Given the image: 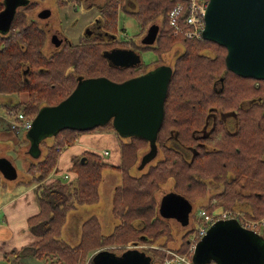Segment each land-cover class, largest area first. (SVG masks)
Returning a JSON list of instances; mask_svg holds the SVG:
<instances>
[{
	"label": "trees",
	"instance_id": "obj_1",
	"mask_svg": "<svg viewBox=\"0 0 264 264\" xmlns=\"http://www.w3.org/2000/svg\"><path fill=\"white\" fill-rule=\"evenodd\" d=\"M1 1L0 11L3 8ZM189 1L106 0L101 10V24L106 31L117 33L120 13L132 17L138 24L139 31L135 37L157 21L161 30L155 47H139L135 39L130 40L132 43L129 45L141 52L152 50L159 60L170 52L175 55L173 75L165 98L164 120L156 138L159 158L148 164L147 172L127 180L129 164L135 163L143 152L140 145L148 142L135 136L120 137L108 122L100 127L111 129L119 139L118 164H108L97 155L83 152L68 168L74 176L64 182L49 176L58 161L57 149L72 145L75 138L64 136V130L50 136V144L43 143L44 153L40 159H29L24 170L28 180L22 183L25 187L35 186L39 204V212L26 222L34 241L19 250H12L5 259L34 257L48 259L49 264H93V257L99 252L115 255L119 252L121 255L125 251L136 250L150 264H163L166 254L162 249H170L168 240L163 238L166 228L156 226L158 218L154 213L157 212L156 194L167 183H171L169 191L192 204L205 200L199 207L208 215L232 209L243 212L250 219L264 218V81L242 79L228 71L225 66L226 49L222 46L206 40L198 41L202 45H197L195 40L173 36L167 22L169 13L176 5L185 7ZM10 28L6 34L0 33V97L27 94L28 99L22 104L17 101L3 107L32 120L42 108L61 103L72 92L76 86L73 74L85 71L93 55L84 51H60L45 56L44 31L21 12L16 14ZM177 47L182 50H176ZM142 65L139 64V68ZM23 72H26L25 76ZM211 111L234 112L238 129L231 134L221 126H213L209 129L210 135L202 140L212 148L211 151L201 150L194 155L187 146L201 140L192 138L193 131L205 126ZM85 133L88 132H76V135ZM28 143L27 139L26 155ZM124 145L129 147L125 149ZM90 157L96 158L95 170L110 168L124 175L122 186H117L114 193L124 191L127 198L126 204L122 205L124 198L120 195L119 206L113 205L114 217L120 219L113 231L99 236L96 247L83 250L79 244L66 245L61 234L69 213L78 206L98 201L99 184L82 169ZM82 158H85L84 163ZM211 176H216L219 184L214 188L208 181ZM211 188L214 189L212 193ZM243 196L252 198L253 202L245 201ZM140 216L149 217L148 224L136 219ZM193 228L183 233L186 241ZM262 230L264 237V227ZM133 246L136 247L127 248Z\"/></svg>",
	"mask_w": 264,
	"mask_h": 264
},
{
	"label": "water",
	"instance_id": "obj_2",
	"mask_svg": "<svg viewBox=\"0 0 264 264\" xmlns=\"http://www.w3.org/2000/svg\"><path fill=\"white\" fill-rule=\"evenodd\" d=\"M2 2L0 33L6 34L18 8L27 2ZM205 7L202 39L226 49L228 71L242 79L264 81V0H208ZM42 17L45 19V15ZM159 30L157 23L148 26L141 44L153 46ZM122 56L124 53L119 55ZM115 63L125 65L124 61ZM172 73L171 66L161 65L149 74L123 82L106 77L80 79L61 103L42 108L34 117L26 135L28 157L40 158L43 136H56L61 130L88 132L111 122L120 137L135 136L149 143L138 165V170H143L158 155L156 138L164 120ZM15 170L9 159L0 157V173L5 180H15ZM158 205L160 218L175 219L182 227L188 225L192 204L186 198L168 193ZM192 255L195 264H264V237L240 227L236 221H219L208 228ZM119 256L99 252L93 257V264H150L136 250Z\"/></svg>",
	"mask_w": 264,
	"mask_h": 264
},
{
	"label": "rangeland",
	"instance_id": "obj_3",
	"mask_svg": "<svg viewBox=\"0 0 264 264\" xmlns=\"http://www.w3.org/2000/svg\"><path fill=\"white\" fill-rule=\"evenodd\" d=\"M154 23H157L159 25V22L157 21L151 24H154ZM117 24H118V30L119 28L123 27L126 31V36L129 37L131 40L135 39L137 41L138 37H135L134 35L138 34L139 26L137 23H135V20L132 17L125 16L120 13L118 16ZM151 24H149L148 26H150ZM148 26L146 27V29L148 28ZM146 29L144 30V32H146ZM170 30L172 33L171 28ZM144 32L140 34L139 37L143 35ZM165 41L166 43L168 42L167 39H165ZM194 43H196L197 45H202V43L198 41H194ZM179 48L181 49V47H177L176 50H179ZM89 54L93 55V58L87 63L88 67L92 69L91 71H89L92 77L93 76L104 77L100 75H105V76H108L110 80L114 82H120L122 80H129L131 79L132 76H134L130 73H127L125 69L121 70L119 77L114 76L118 74L117 72H113L109 70H107V73L105 74L106 71L105 72L102 71L103 66L97 64L100 61L98 58V55L93 52H90ZM140 58H141L140 62L143 63L144 65L143 68H145V66L147 67L151 66L153 62H155V60L158 59V56L152 50H148V51L141 53ZM173 60H175V55L173 54V52H170L169 54L161 58V60L159 61L162 64L169 65L172 67L174 63ZM2 98L4 101L1 102L0 105L4 103H8L9 100L11 99L17 100L16 95L3 96ZM6 113H7V110L1 107L0 108V157H6L12 162V164L16 168L15 171H17V178L13 181H7L2 177L0 173V206L8 202L9 200L13 199L14 196L18 195L20 192L25 191L26 190L25 186L22 183L28 180V176L24 170H25L26 165L29 162V158L26 155L23 156L24 150L26 148L27 138L21 137V135H24L25 132L20 131L18 134H16L14 132L9 131L8 121H9V118L11 117L8 116ZM14 134H16V136ZM63 135L73 136L75 138V142H73L74 145L72 144V146L69 145L70 147L68 146V148L64 147L63 149H61L62 152L61 154L59 153L58 155L59 156L58 160L60 161L59 169L62 170L60 171L62 172V174L69 172V169H68L70 167L69 165H71L77 158L80 157L79 155L82 154V153L77 154L82 149V147L86 148L91 153H95L96 155L100 156V158L108 164H115V165L118 164V161H119L118 153L119 152H117V149L119 151V146H118L119 139L115 136L114 132L111 129L104 128V127L94 128V130H90L88 131V133L84 134V136H86L84 140H81L79 138L83 134L78 136L76 135V131H72V130H64ZM6 139L8 140V143L6 142ZM15 140L21 141L20 145L21 146L23 145V147L18 148V145L9 147V144ZM50 142H51L50 137L48 136L42 137L41 143H40L41 156L44 153L43 143L50 144ZM6 146H8V148ZM127 147H129V145L128 146L124 145L125 149ZM140 147H143L142 153L144 154V152L148 150V143H144L143 145H140ZM99 149H102V150L96 151ZM102 151H107L108 156L104 157L103 155H100ZM142 153L139 154L135 163L129 164L130 170H129L128 176H126L129 179L127 180H130V178H132L133 176H138L139 174L145 173L149 170L150 168L149 165H146L143 170H138V165L143 156ZM157 158H159V154ZM95 159H96L95 157H90L87 163L82 165V169H84L87 173L90 174L91 178L94 179L93 181L99 184L97 187V190H98L97 194L99 196L98 201L90 205L78 206L76 207L77 209L74 212L69 213L65 220L63 233L61 234L62 235L61 238L66 243V245H69L72 247V246L79 244L81 247H83V250H85L87 247L91 249L93 247H96V245H98V242H99V236L105 235V234L108 235L110 234L111 231H113L114 227L120 222V219H117L114 217L113 205L115 207L119 206L118 198L120 195L123 196L124 198L122 205L124 204L127 198V195H126L127 193H124V191L120 192L121 190H119L116 194L114 193L115 188H117V186L120 187L121 182H123L121 179L124 177V175L121 172H118L117 170H113L110 168H106L100 171L95 170L93 168ZM73 176L74 175L71 174V177ZM170 188H171V183H167L163 185L162 189L159 190L158 193L156 194V202L160 200L161 196H163L167 192H170L169 191ZM213 191L214 189L211 188L210 193H212ZM25 198H27V196H24L22 200L24 201ZM243 199H245V201H251L252 198H245V196H243ZM14 201L15 200H13V202ZM203 202H205V200ZM203 202H200V203L204 204ZM200 203L192 204L193 212L191 214L190 223L194 221V219H192V215L193 214L196 215L198 210L201 208L199 207V205H201ZM262 204H264V202ZM15 205L16 203H13L9 205L8 208L10 209L11 207H14ZM254 207H259V205H255ZM31 208H32L31 205L26 206V210L29 213L33 211ZM5 213L6 211H0V226H2V228L0 229V240L2 241V243H5L6 241H9L12 238L11 231L6 229L7 225L1 224V219L5 215ZM154 214H155V217L158 218L156 226L157 227L162 226L166 228L164 229L165 232H164L163 238L165 240H168L167 247H169L170 250H175L179 255H183V254L185 255L186 249H187V243H186V239L182 237V235L186 229L193 228L192 227L193 224L192 226H187V228H183L178 223H175L172 220H165L163 218H160L158 212ZM128 215L130 216V214ZM136 219L140 221L144 220L146 221V224H148L147 221L149 217L140 216V217H137ZM23 221H26V217L22 216L17 220L16 223L18 224L17 226H15V228L19 229V223L21 224V222ZM23 224L25 223L23 222ZM259 231H260V234H262L263 230H259ZM21 237L22 236H20V241H21ZM22 241H25V239H23ZM127 248H134V246L127 247ZM9 249H11V247H9ZM116 255H119V252H117ZM3 256H7V254L6 255L4 254ZM13 259H7L1 263L2 264H49L50 262L48 261V259H43L41 261H38L34 257H24V258H21L20 261H17V262L12 261Z\"/></svg>",
	"mask_w": 264,
	"mask_h": 264
},
{
	"label": "flooded vegetation",
	"instance_id": "obj_4",
	"mask_svg": "<svg viewBox=\"0 0 264 264\" xmlns=\"http://www.w3.org/2000/svg\"><path fill=\"white\" fill-rule=\"evenodd\" d=\"M27 3L25 6L18 8L17 13L21 12L27 16L31 22H36L39 27L45 33V45L43 48V53L45 56H52L55 53L62 52H93L98 55L99 62L97 64L102 65V71L107 70L117 72L114 75L119 77L121 70H126L134 77L143 76L155 71L159 66L165 65L159 61V57L153 64L147 68H139L141 58L140 54L143 53L140 50L134 49V47L129 45L132 40L126 36L125 29L119 28L117 33L112 31H106L103 24H101L102 9L105 5L106 0H25ZM2 2V1H1ZM33 4V5H32ZM31 5V6H30ZM31 7L28 10L25 8ZM3 9V8H2ZM16 15V14H15ZM45 15V19L42 17ZM16 17V16H15ZM13 24V23H12ZM12 27V26H11ZM11 30V28H10ZM9 30V31H10ZM8 31V32H9ZM147 31V29H146ZM144 32L143 35H145ZM160 34V30H159ZM159 34L156 42L153 46L157 45L159 39ZM143 35L137 38L136 44L139 47H148L141 44ZM131 40V41H130ZM114 42V43H113ZM121 53L124 56L119 57ZM161 60V59H160ZM124 61L125 65L119 66L115 62ZM143 64V63H142ZM169 66V65H168ZM29 68H27V71ZM91 68H87L85 71L76 72L73 74V78L77 82L80 79L85 78H95L90 74ZM173 70V68H172ZM26 75V72H23ZM109 75V74H107ZM173 75V74H172ZM108 77L105 75H100ZM108 79H110L108 77ZM126 80H122L123 82ZM221 126L225 131L233 133L238 129L237 117L234 112H219L211 111L208 115V120L205 126L193 131L192 138H201L192 146H187V150L197 155L201 150L211 151V147L206 145L202 140L207 135H210L209 129L213 126ZM149 145V143H148ZM182 151L184 148L181 146ZM191 149V150H190ZM216 176H211L208 181L212 183V187L218 186ZM214 192V191H213ZM173 193L172 191L167 192ZM165 195V194H164ZM163 195V196H164ZM161 196V198L163 197ZM160 198V200H161ZM160 200L157 201L160 203ZM192 204V203H191ZM159 208V205L157 206ZM158 212V209H157ZM193 212V205L189 216V223L187 226H192L193 222L190 223L191 214ZM192 219H195L194 214ZM172 220L178 223L175 219H165ZM179 224V223H178ZM180 225V224H179ZM181 226V225H180ZM184 227V228H187ZM182 227V226H181ZM119 256V255H117ZM120 257V256H119Z\"/></svg>",
	"mask_w": 264,
	"mask_h": 264
},
{
	"label": "built area",
	"instance_id": "obj_5",
	"mask_svg": "<svg viewBox=\"0 0 264 264\" xmlns=\"http://www.w3.org/2000/svg\"><path fill=\"white\" fill-rule=\"evenodd\" d=\"M207 1L204 0H190L189 3L184 7L183 4L176 5L169 13L168 26L172 29L174 36H182L188 40L200 41L202 39V32L204 29V17ZM183 10L186 11L185 16ZM9 118L8 129L11 132L18 134L20 131L27 132L31 129V119H26L21 113H15L14 111H7L6 113ZM59 153L61 149H57ZM107 151H102L100 155L108 156ZM100 157V156H99ZM49 178L57 179L60 178L64 182L72 179L71 173L59 174L53 172ZM196 216V224L194 230L189 234L187 243V249L185 255H179L172 250L162 249L166 253V257L163 260V264H195L193 262V255L195 249L207 232V228H210L216 222L224 220L236 221L240 227L253 231L260 232L264 227V218L262 219H250L243 214V212L225 209L222 211L213 212L209 214L200 209ZM207 264H216L211 261Z\"/></svg>",
	"mask_w": 264,
	"mask_h": 264
},
{
	"label": "crops",
	"instance_id": "obj_6",
	"mask_svg": "<svg viewBox=\"0 0 264 264\" xmlns=\"http://www.w3.org/2000/svg\"><path fill=\"white\" fill-rule=\"evenodd\" d=\"M27 99H28L27 94L21 93V94H19L17 96V100H12L11 99V100H9L8 103L1 104L0 108L1 107L4 108L3 106L6 105V104L8 106L9 105H13L17 101H20L21 104H22V102H25ZM3 101H4L3 98L0 97V103L3 102ZM14 135L16 136V134H14ZM26 135H27V133H25L24 135H21V137L27 138ZM85 137L86 136H84V134H83L79 138L81 140H84ZM6 142L8 143L7 139H6ZM20 142L21 141H19V140L12 141V143L9 142L10 143L9 147H13V146H16V145H18V148L19 147H23V145L22 146L20 145L21 144ZM6 147L8 148V146H6ZM101 150L102 149H99V150H96V151H101ZM83 152H90V151H88L86 148L82 147V149L77 154H80V153H83ZM117 152H119L118 149H117ZM92 154H95V153H92ZM24 155H26V154L23 153V156ZM75 155H73V156H75ZM29 159H31V158H29ZM58 159H59V157H58ZM59 163H60V161L58 160L54 170H55V172H58L59 174L60 173L62 174V172H60L62 170L59 169L60 168V164ZM71 165H69V166H71ZM25 189H26L25 191L20 192L18 195L14 196L13 199L9 200L8 202H6V203H4L3 205L0 206V211H6L5 215L1 219V224H6L7 225L6 229L11 231V233H12V236H11L12 238L9 241H6L5 243H2V241L0 240V264H2L1 262L5 261L7 259H13L12 257H8L7 259H5V256H3L4 254L5 255L9 254L12 250H19V248H22L24 246H28L29 244H32V242L34 241L33 236H31L29 231H28L26 222H27L28 218L36 215L39 212V204H38V200H37V197H36L37 195H36V192H35V186L25 187ZM24 196H27V198H25V200L23 201L22 199L24 198ZM13 200H15V201L13 202ZM13 203H16V205L9 209L8 208L9 205H11ZM27 205H31L32 206L31 209L33 211L31 213H29L26 210V206ZM22 216L26 217V221H23L26 225L23 224V222H21V224L19 223V229L15 228V226H17V224H18V223H16L17 220L20 217H22ZM1 228H2V226H0V229ZM20 236H22L21 237V241H20ZM23 239H25V241H22ZM9 247H11V249H9ZM12 261L17 262V261H20V259H18V260L13 259ZM38 261H41V260H38Z\"/></svg>",
	"mask_w": 264,
	"mask_h": 264
},
{
	"label": "bare ground",
	"instance_id": "obj_7",
	"mask_svg": "<svg viewBox=\"0 0 264 264\" xmlns=\"http://www.w3.org/2000/svg\"><path fill=\"white\" fill-rule=\"evenodd\" d=\"M173 9V8H172Z\"/></svg>",
	"mask_w": 264,
	"mask_h": 264
}]
</instances>
